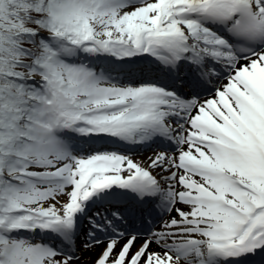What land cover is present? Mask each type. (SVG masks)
<instances>
[{
    "label": "snow or ice",
    "instance_id": "6c2138e0",
    "mask_svg": "<svg viewBox=\"0 0 264 264\" xmlns=\"http://www.w3.org/2000/svg\"><path fill=\"white\" fill-rule=\"evenodd\" d=\"M0 264H264V0H0Z\"/></svg>",
    "mask_w": 264,
    "mask_h": 264
},
{
    "label": "bare ground",
    "instance_id": "6f19581e",
    "mask_svg": "<svg viewBox=\"0 0 264 264\" xmlns=\"http://www.w3.org/2000/svg\"><path fill=\"white\" fill-rule=\"evenodd\" d=\"M148 154H150V153H145V154H143V155H139V156H137L136 158H137V159H142L143 156L148 155Z\"/></svg>",
    "mask_w": 264,
    "mask_h": 264
},
{
    "label": "rangeland",
    "instance_id": "374dc122",
    "mask_svg": "<svg viewBox=\"0 0 264 264\" xmlns=\"http://www.w3.org/2000/svg\"><path fill=\"white\" fill-rule=\"evenodd\" d=\"M143 154H145V153H142V154H139V155H143ZM139 155H137V156H139Z\"/></svg>",
    "mask_w": 264,
    "mask_h": 264
}]
</instances>
